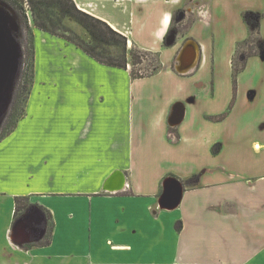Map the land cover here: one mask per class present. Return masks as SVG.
Returning <instances> with one entry per match:
<instances>
[{"label": "crops", "instance_id": "0c3cea01", "mask_svg": "<svg viewBox=\"0 0 264 264\" xmlns=\"http://www.w3.org/2000/svg\"><path fill=\"white\" fill-rule=\"evenodd\" d=\"M72 1L123 34L128 47L159 52L162 66L147 78L164 76L178 84V92L161 103L159 113L134 114L133 100L129 112H123L119 94L97 96L91 90L95 82L102 85L100 76L119 79L122 69L96 62L60 37L52 35L42 42L44 37L37 35L36 49L39 42L52 43V56L65 63L64 76L59 80L52 75V90H57L52 91L48 106L33 101L37 105L33 118L22 119V125L0 141V168L14 144L26 149L21 145L31 133L21 128L44 110L52 111L53 119L60 115L61 106L64 111L80 107L86 113L90 104L99 110L112 104L114 115L111 127L105 126L102 114L97 127L88 118L82 127L36 132L52 135L42 144L52 145V161L39 160V153L48 152L39 146L35 148L38 160L18 162L27 177L52 181L13 190L0 185V264H264V131L251 128L239 112L241 100L256 98L254 85L240 98L242 89L236 83L234 104L225 99L218 107L224 99L214 74L218 55L212 4L223 0H193L197 5L193 39L199 61L185 75H177L173 65L188 39L163 47L178 0ZM238 41L232 44L230 57ZM35 60L37 64L34 53V75ZM123 72L130 84L146 79L133 80L128 69ZM77 88L86 92L80 106L70 96ZM176 102L182 105L174 110L172 121H180L183 107L184 117L170 127L168 118ZM115 171L123 173L124 189L102 191ZM3 175L0 171V179ZM193 177L195 186H188ZM167 178L182 186L180 203L171 210L158 206ZM16 198H27L49 212L52 231L47 245H26L33 242L31 228L41 231L40 218L20 225L13 236Z\"/></svg>", "mask_w": 264, "mask_h": 264}, {"label": "rangeland", "instance_id": "374dc122", "mask_svg": "<svg viewBox=\"0 0 264 264\" xmlns=\"http://www.w3.org/2000/svg\"><path fill=\"white\" fill-rule=\"evenodd\" d=\"M23 1L24 2L20 3V6L22 5L23 11L18 10L16 12L7 3V0H0V16L2 18L4 26L14 40L15 62L17 66L14 74V79L11 82L12 89L7 98L8 105L5 103L7 106L6 109H3L2 107V109L0 110V133L2 132V130H6L8 128L9 115L14 111V106L11 108L10 106L14 94L16 93V88H18V85L19 87L23 85V77L21 76V73L23 72V68L26 67L25 63H29L30 56L28 53L30 51L29 49L31 48V43L34 47V53L38 55V63L36 64L35 60V75L28 99L25 103L22 101L20 102V107L21 109L24 108V113L22 118L17 121L16 127L22 125V123H20L22 119H26L28 116H30V119L33 118L34 108L37 106L33 103V101H39L42 102V104H44L45 102L44 105L46 107L48 106L47 103H50L52 101V91L57 90H52V75L56 76L59 80L63 79L64 76L65 65L63 64L65 63L63 62L62 58L52 56V43L48 42L44 45L40 44L39 42V51L36 49L37 35H41L44 37L42 39V42L46 41V39L52 35L37 28L34 25L28 1ZM210 3L212 2L210 1ZM212 5V32L214 38V48L216 49V53L218 55L214 74L220 97L221 99H224L222 103L220 102V105L218 104V107H221L225 99L231 100L230 105L231 103L234 104L235 97L233 94L237 91H235V89L237 88V84H239L242 89L240 90L242 91V94H240V98L242 96H246V92L248 91L247 88L251 84H253V88L257 92L256 98H254L252 102H246L244 101V99L241 100L239 112L249 122L251 128L264 131V50L262 49V46L260 47L261 42L257 40L260 39L262 42H264V0H223L219 1L218 4H216L215 1ZM147 6L145 5V7H143L146 8ZM196 6V4H193V0H178L177 9L172 12L171 27L167 32V34L172 32L176 33L174 43H176L177 40L183 41L185 38H187L188 40H194L193 33L197 20ZM249 8H262V11H254ZM61 23L65 27H68L76 32L82 39L88 41L86 32L79 25L73 23L72 21H69L66 18L62 19ZM49 25L50 27H52V23H50ZM122 31L125 32V30ZM244 35L245 37L242 40L238 41ZM249 37H251L252 41L250 40L251 42L249 44H246L245 41ZM236 41L238 42L235 44L234 51L230 57L229 53L231 51L232 44ZM163 47L167 46L164 44ZM132 49L133 46L128 47L127 69L129 71V74L131 71H134L138 75H147L151 71H156L157 68L159 69V67L161 68L162 65L159 52L140 49V51L144 53L139 55L141 63L136 64L134 60L131 59V55L129 54ZM111 51L115 54H118L117 49H111ZM133 53L137 52L134 51ZM152 53H156V55ZM244 54H246V56L250 54L252 55L246 60V65H248V68H246L244 72H240L234 77L231 71L232 60L234 59L237 63H241L244 61ZM227 63H230V67ZM173 71L175 72L174 65ZM98 73L99 72L96 71V74ZM120 74L121 75L119 79L114 78L112 80H110L108 77L100 76L101 78H99V81L103 82L101 85L102 87L99 86V83L95 82L93 84H95L96 87L92 88L91 90L94 92V94H97L98 92L97 96H101V94H104L107 97H116L119 94L122 98L121 107L123 112H129L130 104L133 100L132 112L134 114L148 115L150 113H159L158 111L161 108V103L163 104L166 99L176 97L175 94L178 92V84L175 83V81H167L164 76L146 78L144 80H139L137 83L134 82L133 84H130L129 79L127 81H125L124 79L123 69L120 71ZM117 81H119V83ZM20 93H22V89L19 90V94ZM85 93L86 92L84 91V89L77 88L70 93V96H72V100L77 103L78 106H80L78 102L82 103L83 101H85ZM114 108L115 105L111 104L106 107L107 110H99L98 105L93 106L92 104H90L89 111L84 113L83 111H80V107L77 108L79 109L78 111H64V107L61 106L60 115L54 117L53 119L52 111L44 110V113L42 115H38L35 119L27 122L24 127L21 128L22 130H28V132L31 133L30 137H27L29 141L21 145L26 149L21 150L16 143L11 149V152L6 156H3L4 163L2 164L0 171L3 172L4 175L3 178L0 179V185L12 190L16 187L21 188L25 185L29 186V188L48 185V182L52 181V178H40L32 175L27 177L23 171L22 165L20 164L22 160H29L30 162L38 160L37 156H35V153H38L35 151L41 146H43L42 148H44V150H48V152L45 151L39 153V160L41 159L42 162H46L48 160L52 161V157H49V148L51 147L50 149H52V145H49V142L48 144L47 142H44V145H42L43 139L44 141L45 139L52 140V135H43L36 132L43 131V129H47L49 132L52 127H82V125H84L85 123V120L88 118H90V120L92 119L94 122V126L96 125L95 127H97V119L98 117L101 119L102 114H104L106 118L105 126L111 127V118L114 115ZM66 117L67 119H65ZM71 122H73V124H71ZM34 135H36L35 138ZM38 138L41 139L37 140ZM35 148L37 149L35 150ZM17 150L19 151V153L17 152ZM18 159L20 163L18 162ZM23 180H25V183L23 182ZM24 203H27V201H24ZM28 203L33 206L19 212L17 220H14V224L11 228H17L26 222H32L35 218H40V220L44 223L40 210H38L34 206L36 205V203L30 200H28ZM43 242L44 237L39 240L30 242L26 245L28 246L29 244H41Z\"/></svg>", "mask_w": 264, "mask_h": 264}, {"label": "trees", "instance_id": "16d2710c", "mask_svg": "<svg viewBox=\"0 0 264 264\" xmlns=\"http://www.w3.org/2000/svg\"><path fill=\"white\" fill-rule=\"evenodd\" d=\"M21 1V2H20ZM28 5L31 10V14L33 17L34 25L57 37L62 38L63 40L73 44L77 49L84 52L90 58L95 60L98 63L103 65L116 67L119 69L126 70L127 69V56H128V46H127V38L121 34L120 32L112 29L107 23L92 17L91 15L79 10L75 3L72 0H27ZM24 2L23 0H7V3L17 12L23 11L22 5L20 3ZM19 3V4H18ZM68 19L73 23L79 25L88 36V41L82 39L76 32L72 29L65 27L62 23V19ZM50 23H52V27H50ZM251 37L247 38L245 41L246 44H249L251 41ZM261 42L260 47L264 50V42L260 39H257ZM31 48L29 49L30 60L29 63H25L26 67L23 68V72L21 76L23 77V85L16 88V93L14 94L11 107L14 106V111L9 115V125L6 130H2L0 133V141L8 136L11 132L16 128V123L19 119L22 118L24 113V108L21 109L20 102H26L28 96L31 91V86L33 84L34 79V47L31 43ZM111 49H117L118 54H115L111 51ZM136 51L137 53L132 52ZM129 53L131 55V59L134 60L136 64H140L139 55L144 53L140 51V49L133 46V49ZM237 51V50H236ZM146 53V52H145ZM151 53V52H148ZM252 53V52H250ZM155 54L156 53H152ZM252 56L244 54V61L241 63H237L234 59L232 60V73L235 77L237 74L242 72L245 69L246 60L248 57ZM160 70L157 68L156 71H151L147 75H138L134 71L130 72L131 79H142L153 76L158 73ZM21 77V78H22ZM22 89V93L19 94V90ZM18 92V93H17ZM220 119V118H218ZM196 177L191 178L187 184L188 186H195ZM27 201V203H24ZM30 203H28L27 198H16L15 199V212H14V220H17L18 214L21 211H24L30 207H32ZM35 208L40 210L44 221V242L42 245H47L50 242L51 231H52V221L51 216L48 211L43 209L38 205H34ZM30 246V245H28Z\"/></svg>", "mask_w": 264, "mask_h": 264}, {"label": "water", "instance_id": "95a60500", "mask_svg": "<svg viewBox=\"0 0 264 264\" xmlns=\"http://www.w3.org/2000/svg\"><path fill=\"white\" fill-rule=\"evenodd\" d=\"M175 35H176V33L172 32V33H168L165 36L164 44L167 47H170L174 44L175 37H176ZM11 44H13V48H14V53L12 54V56L10 55L11 54ZM190 50L195 51V59L193 60L192 63H190L189 66H185L188 64V62L190 60V55H189ZM198 60H199V47H198V45L196 44V42L194 40H191V39L186 40L183 43L182 47L180 48V50L176 56V59H175L176 64L174 66V70L179 75L188 74L193 69H195ZM6 67H7L8 74H7L6 79H5ZM13 67H14V72H13V77H11L12 76L11 69ZM16 68H17V66H16V62H15V43H14V40L12 39V36L10 35L8 30L4 26L2 18L0 16V84L5 80L4 83H2V85H1L2 89L0 91V110L2 109V107H3V109H6V107H7L6 104L8 105L7 98L10 94L11 89H12L11 82L14 79V74H15ZM180 105H182V104L179 102H176L171 109V113H170L169 118H168V125L170 127L177 126L183 120L184 107H183V116L180 119V121H178V122L172 121L174 110ZM116 175H119L120 179L118 180L116 185L112 186L111 180ZM124 187H125V177H124L123 173H121L120 171H115L105 181V183L102 187V191L108 192V193H115V192L122 191L124 189ZM181 196H182L181 184L174 178H167L162 183V193H161L159 200H158V206H159V208L165 209V210L174 209L180 203ZM41 226H42V228H41L40 232H39V229H40L39 227L38 228H31V232H32V238L31 239H32V241L39 240L42 237V235L44 234L43 222L41 223ZM17 229H18V227L12 228L13 236L17 232Z\"/></svg>", "mask_w": 264, "mask_h": 264}, {"label": "bare ground", "instance_id": "6f19581e", "mask_svg": "<svg viewBox=\"0 0 264 264\" xmlns=\"http://www.w3.org/2000/svg\"><path fill=\"white\" fill-rule=\"evenodd\" d=\"M163 25H164V24H163ZM11 43H12V42H11ZM12 45H13V44H11V54H10L11 56H12L13 51H14V48H13ZM189 55H190V60H189L188 64L185 65V66H189L190 63L193 62V60L195 59V51L190 50ZM11 72H12V76H11V77H13L14 67L11 69ZM7 74H8V72H7V67H6V75H5V79H6ZM11 77H10V78H11ZM4 81H5V80H4ZM4 81H3L2 83H4ZM2 83L0 84V91H1V89H2V87H1ZM11 84H12V83H11ZM174 122H175V121H174ZM119 179H120V176H119V175L114 176V177L112 178V180H111V185H112V186L116 185Z\"/></svg>", "mask_w": 264, "mask_h": 264}]
</instances>
